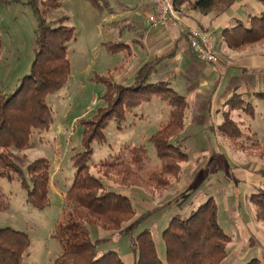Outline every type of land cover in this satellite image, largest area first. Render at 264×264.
<instances>
[{
	"label": "trees",
	"instance_id": "obj_1",
	"mask_svg": "<svg viewBox=\"0 0 264 264\" xmlns=\"http://www.w3.org/2000/svg\"><path fill=\"white\" fill-rule=\"evenodd\" d=\"M90 1L102 11L110 8L108 0ZM259 1L263 4L260 11L253 9L246 16L233 17L232 23L221 31L229 47L242 49L264 40V0ZM30 2L39 20L36 57L20 86L13 93L0 94V178L15 171L27 191V202L43 209L50 204V162L46 157H40L23 168L13 151L31 147L35 132L48 130L53 125L55 117L49 96L61 90L71 76L67 50L76 31L65 25L66 16L55 20L46 18L50 9L61 7V0ZM233 3L234 0H176L178 9L187 5L205 14L229 8ZM107 45L111 51L117 52L121 49L128 52L130 47L123 40ZM172 54L170 52L165 57ZM161 60L162 56H158L146 62L129 82L116 81L111 71L108 76H98V81L104 82L106 89L101 96L102 104L91 116L80 119L84 150L72 157L75 177L66 191L62 218L53 233L62 244V250L51 264H127L118 251L103 249L110 239L93 238L92 226L108 232H125L133 255L132 264H225L232 236L222 227L219 205L213 196L188 216L176 214L170 219L162 232V255L149 222L155 216L160 218L165 214L168 203L138 214L130 197L115 191L114 186L106 181L111 180L126 188L148 185L153 191L162 193L172 187L173 181L181 180L182 162L189 157L182 149V143L190 101L175 88L172 78L152 79ZM250 93L264 98V92ZM243 95L236 91L227 100L228 108L223 112L224 120L219 130L240 149L249 152L264 149L258 140L246 146L243 139L252 137L232 117L235 110H244L254 116L252 102L244 100ZM155 96L170 107L168 117L158 129L147 138L144 136L153 144L159 164L144 176L143 171L151 162L144 144L133 148L130 160L122 152L115 153L95 166L96 173L92 172V143H106V128L112 120L122 128L134 108ZM259 174L263 183L251 195V200L256 205L257 219L264 221V170ZM5 197L0 190V210L7 205ZM30 247L31 238L27 232L11 227L0 228V264H24ZM245 264L264 263L253 257Z\"/></svg>",
	"mask_w": 264,
	"mask_h": 264
},
{
	"label": "rangeland",
	"instance_id": "obj_2",
	"mask_svg": "<svg viewBox=\"0 0 264 264\" xmlns=\"http://www.w3.org/2000/svg\"><path fill=\"white\" fill-rule=\"evenodd\" d=\"M30 1L0 0V94L13 93L20 86L21 79L31 71L36 57L39 20ZM120 1L126 2L134 11L140 0ZM61 2V7L52 8L46 13V18L55 20L66 16L65 25L75 28L76 37L68 44L67 50L71 62V76L61 90L49 96L55 117L53 125L48 130L35 132L31 147L13 151L15 159L23 168L37 158L48 159L51 171L50 204L43 209L30 205L27 202V191L22 187L15 171H11L8 177L0 178V190L4 192L7 203L0 210V228L11 227L25 231L31 238V247L24 258V264H51L60 254L62 244L53 233L62 218L66 191L75 177L72 157L84 150L80 119L91 116L102 104L101 96L105 92L106 84L98 81V76H108L110 69L123 67L122 63L130 54L122 49L118 52L111 51L107 44L111 42L115 45L121 40L130 44L140 37L133 25V20L141 21L137 15L130 22H119L112 26L104 19L106 10L102 11L90 0ZM262 7L259 0H234L229 8L210 12L209 18L216 20L225 12L231 14L233 11L246 16L247 12L253 9L260 11ZM190 9L184 5L182 14L189 15ZM219 42L220 45L226 43L231 58L245 57L250 65V56H258L264 60V40L242 49H234L222 37L220 41H216L217 52L221 51ZM244 71L245 69L237 71V75L240 72L245 73ZM247 74L246 78L239 76L237 83L240 85L237 89L232 88L233 80H230L229 75L224 80L223 89H227L229 85L230 89H234L230 97L237 91L244 94V100L252 102L254 116L244 110H237L234 117L244 121L243 129L252 136V139H243L246 146L256 140L264 145V98L247 92H264V68H248ZM176 89L186 94L183 89ZM169 113L170 107L155 96L151 101L134 108L122 128L112 120L106 128L107 142L92 143V172L96 173L95 166L115 153L122 152L130 160L133 148L145 144L151 156V162L143 171L144 176H147V172L155 168L159 160L153 144L145 140V137L154 133ZM191 140L192 142L182 143V149L189 156L182 162L184 177L173 181L172 187L162 193L153 191L148 185L126 188L111 180L106 181L114 186L115 191L130 197L138 214L158 204L168 203L165 214L160 218L155 216L149 222L152 236L162 255V232L170 219L176 214L188 216L192 210L213 196L220 206L219 220L222 227L232 236L225 264H245L253 257L262 259L264 263V221L257 219L256 205L252 202L249 191L250 183H254L259 177V171L264 170V149L235 151V145L229 142V145H224L227 154L221 150L222 145L213 144L216 151L210 158L204 153L210 145ZM188 173L194 175V180L188 188L180 191L179 185L182 180L185 181L183 178ZM262 183L263 181L259 186ZM91 229L93 238L110 239L103 249L118 251L127 264H132L133 255L125 232H108L99 226H92Z\"/></svg>",
	"mask_w": 264,
	"mask_h": 264
},
{
	"label": "crops",
	"instance_id": "obj_3",
	"mask_svg": "<svg viewBox=\"0 0 264 264\" xmlns=\"http://www.w3.org/2000/svg\"><path fill=\"white\" fill-rule=\"evenodd\" d=\"M108 1L110 8L104 12V19L109 25L130 22L131 18H136V15L141 18V21L133 20V25L138 30L140 37L134 39L132 43H128L130 47L129 51L126 52L130 54L127 60L122 63L123 67L120 69L115 67V70L110 69L114 79L118 82H129L135 77L142 65L155 57L162 56L161 64L154 78H172L175 88L183 89L190 101L183 142H192L191 139H193L200 144L210 145L209 148L204 150L206 157H213L216 151L212 147L213 144L222 145L221 150L228 154L225 146L229 145V142L232 144L234 142L219 130V125L224 120L223 112L225 108H228L226 102L230 98L231 92L239 87L240 84L237 83L239 76L246 78L248 68H264V60L258 58V56H250L249 60L252 61V65H250L245 57L235 56L231 58L226 43L223 42L220 45L219 42L218 45H220L221 51H218V62H204L192 52L188 42L187 30L190 26H195L203 33L213 35L218 42L222 39L221 31L224 27L232 23L233 17L242 15L234 11L231 14L225 12L216 20H212L209 18L210 13L205 14L199 10L190 9L189 15L182 14V19L178 25L171 28L155 27L148 22V17L156 10V0H140L134 11L124 1ZM170 52H173V54L165 57ZM241 69H245V73L240 72V75H237V71ZM229 75L230 80H233L232 88L234 89H230V86L227 85V89L224 90V80ZM236 111L232 112V117L241 124L243 129L244 125L242 123L244 121L241 118L236 119L234 117ZM233 147L235 151H244L236 145ZM257 175L259 177L256 181L249 185L251 195L256 192V187H259L261 181H263L260 174ZM182 177H184L183 174ZM183 179L185 181L182 180V183H180V191L191 185L194 175L188 173L187 177ZM231 215L233 216V214Z\"/></svg>",
	"mask_w": 264,
	"mask_h": 264
},
{
	"label": "built area",
	"instance_id": "obj_4",
	"mask_svg": "<svg viewBox=\"0 0 264 264\" xmlns=\"http://www.w3.org/2000/svg\"><path fill=\"white\" fill-rule=\"evenodd\" d=\"M182 11L177 8L176 0H156V10L148 17L152 26L171 28L179 24ZM188 42L192 52L204 62L216 63L219 60L216 39L213 35L203 33L195 26L187 30Z\"/></svg>",
	"mask_w": 264,
	"mask_h": 264
}]
</instances>
